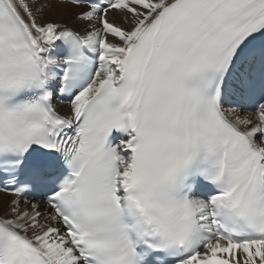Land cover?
Listing matches in <instances>:
<instances>
[{"label":"snow or ice","instance_id":"6c2138e0","mask_svg":"<svg viewBox=\"0 0 264 264\" xmlns=\"http://www.w3.org/2000/svg\"><path fill=\"white\" fill-rule=\"evenodd\" d=\"M0 193V264H264V0H0Z\"/></svg>","mask_w":264,"mask_h":264},{"label":"bare ground","instance_id":"6f19581e","mask_svg":"<svg viewBox=\"0 0 264 264\" xmlns=\"http://www.w3.org/2000/svg\"><path fill=\"white\" fill-rule=\"evenodd\" d=\"M69 9V10H68ZM75 11V10H74ZM74 11L72 10L71 7H67V8H60L54 12H50V15L56 16L57 18H59V20H72V15L74 13ZM68 12H72L71 14ZM67 17V18H66ZM56 18V19H57ZM51 19V18H50ZM58 109L62 110V109H68L66 105H61V104H57ZM0 195H4L3 193H0ZM8 197V195H7Z\"/></svg>","mask_w":264,"mask_h":264},{"label":"rangeland","instance_id":"374dc122","mask_svg":"<svg viewBox=\"0 0 264 264\" xmlns=\"http://www.w3.org/2000/svg\"><path fill=\"white\" fill-rule=\"evenodd\" d=\"M69 10V9H68ZM73 11L75 9H72ZM68 13H72V12H68ZM44 18H48V19H56L57 17L56 16H53V15H50V12L46 13L45 17ZM67 18V17H66ZM56 20H59V18H57ZM64 21H67V22H71L70 20H64ZM10 201L8 198H6V196L4 195H0V210L3 209V206L8 202Z\"/></svg>","mask_w":264,"mask_h":264}]
</instances>
